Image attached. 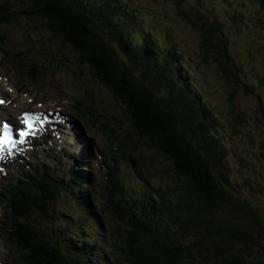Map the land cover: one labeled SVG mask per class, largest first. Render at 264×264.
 Returning <instances> with one entry per match:
<instances>
[{
    "label": "trees",
    "instance_id": "16d2710c",
    "mask_svg": "<svg viewBox=\"0 0 264 264\" xmlns=\"http://www.w3.org/2000/svg\"><path fill=\"white\" fill-rule=\"evenodd\" d=\"M19 1L16 11L6 16L34 19L50 36L64 46L69 45L77 64L85 66L89 75L101 81L100 85L119 105L120 113L116 112L115 118L122 133L113 142L118 150L109 148L113 160L135 158L150 168L157 181L158 169L167 181L158 184L157 204L161 208L152 204L156 214L138 213L123 201L118 203L121 178L124 181L128 172L116 166L120 170L100 176L98 184L107 201V210H103L115 221L116 235H120L123 245L107 250L103 259L77 258L81 254L71 252L78 245L67 236L56 239L55 224H42L39 220L40 216L46 218L47 208L36 215L33 223L26 221L29 261L33 264H253L264 261V221L245 201L241 190L253 183L243 171L247 164L254 163L251 169L255 172L264 162L258 152V147H264V140L257 144L251 142L252 150L242 149L240 140L238 144L235 140L237 135H242L241 126L246 128L247 136H252L255 132L250 126L252 119L260 125L258 129L264 139V97L261 96L264 75L254 72L250 76L257 84L244 80L248 72L243 70L242 60L235 53L236 44L211 12H206L207 8L200 11L195 6L184 8L180 4L184 19L191 20L202 40L200 55L204 62L200 65L203 68H199L194 79L204 81L212 68L224 83L223 87L230 91V97L222 103L223 110L219 111L205 102L192 82H187L190 79L180 65L182 55L177 44H172L174 51L168 53L143 28L141 37H130L117 28L108 9L93 10V4L101 0ZM257 1L263 16L252 21L264 40V0ZM241 24L239 34H243ZM258 47L254 59L264 61V42ZM236 94L250 101L251 109L257 114L241 107L234 97ZM223 132L235 134L232 151L223 141ZM75 169L73 166L69 172ZM81 174L78 170L71 175L77 180ZM44 193L49 195L47 190ZM170 194L174 204L167 208L163 202ZM37 210L34 206L31 212ZM27 216L28 213L22 214L23 218Z\"/></svg>",
    "mask_w": 264,
    "mask_h": 264
},
{
    "label": "rangeland",
    "instance_id": "374dc122",
    "mask_svg": "<svg viewBox=\"0 0 264 264\" xmlns=\"http://www.w3.org/2000/svg\"><path fill=\"white\" fill-rule=\"evenodd\" d=\"M122 1L130 3L129 6L135 9L136 14L141 19V25L148 29L149 32H152L159 46L167 49L171 48L172 44H177L182 52V63L186 62L189 71L194 70L192 66H198L204 62L200 55L202 40L199 30L193 27L191 20L184 19L183 14L180 12V4L184 8L185 6L187 8L195 6L200 11L207 8L206 12H211L214 19L221 24L225 33L229 35L230 40L236 44L234 47L235 53L242 60L243 70L250 73V75L246 73L244 80L257 84L258 82H256L255 78L252 80V74L254 76V72H257L259 75H264V61L254 59L256 58L255 55H258V45L264 42L260 38L261 34L253 26L254 22L252 21L263 16L261 14L263 9L257 0ZM19 2H17L16 6ZM238 11L241 13H238ZM240 23H242L241 31L243 34H239ZM4 24L3 26L0 25V48L3 46L9 48V45L15 48L13 50L15 52H11V61L13 60V63L9 59L4 58L10 62L12 68L17 69V74L13 75L12 79L19 89L38 94L39 100L44 98L51 101L76 102L83 112L84 110L88 112L95 123L98 120H106L100 123L106 129L105 134H108L112 139L119 137L122 130L116 123L115 118L116 112L120 113L119 105L110 98V93L100 85L99 82L101 81L98 82L91 74L89 75L85 66L82 67L77 64L69 49V45L64 46L60 40L50 36L39 22L26 16L15 17L10 23ZM128 29L130 32L132 31L130 24ZM169 34L173 37H170ZM237 34L239 35L236 36ZM3 49L5 50L6 48ZM1 55L4 56L3 54ZM186 58L189 61H186ZM253 60L254 65L253 63L251 64ZM210 69L204 76L203 83L193 77L190 78V81L193 84L195 83L197 89L202 84L203 88L210 92V96L205 102L216 107L218 111L223 110L222 103L230 97V91L228 88L223 87L224 83L218 80L219 76L216 75L212 68ZM194 71L197 72V70ZM200 92L204 96L203 91L200 90ZM89 93L93 97L85 96ZM261 96L264 97V92ZM234 97L237 99L236 102L241 104V107H244L253 115L257 114V111H254L255 109H251L250 101H245L243 97H240V94H236ZM245 113L247 114L246 111ZM221 118L219 116V119ZM244 119L246 117H243ZM250 126L255 131L252 136H247L244 132L246 128H242V126L239 128V131H242V135L239 133L240 135H237V137L234 136V132L231 135L227 132L221 134L224 143L231 146L230 151L234 149L232 147L235 142L233 137L236 138L237 144V141L240 140L239 144L242 149H251L249 148L251 142H256V144L263 142L264 139H261L262 131L258 129L260 125L252 119ZM100 129L103 130L101 127ZM258 148V152L261 153V157L264 159V147ZM233 151L235 152V150ZM60 162H63V160ZM253 165L254 163L252 165L248 163L246 168L243 169L245 176H248L253 183L250 185L251 187L244 186L241 190L245 193V201L250 203L251 208L264 221V162H261V168L257 166V171L255 172L251 169ZM62 167H65V163L60 164V168ZM157 172L165 177L159 169ZM130 188L131 186L127 185L126 189L128 191ZM253 189L254 191H251ZM5 204H7V201ZM11 216L10 211L6 207L0 208V259L4 264H25V250L22 251L12 244L9 229Z\"/></svg>",
    "mask_w": 264,
    "mask_h": 264
},
{
    "label": "snow or ice",
    "instance_id": "6c2138e0",
    "mask_svg": "<svg viewBox=\"0 0 264 264\" xmlns=\"http://www.w3.org/2000/svg\"><path fill=\"white\" fill-rule=\"evenodd\" d=\"M32 120H33L32 117L28 116L27 114L25 115L24 123L27 124L29 128L32 127ZM26 135H28V133L26 132L21 133V136H26ZM21 143H23V141H21ZM11 144L12 141L7 135V125H5V136L0 137V152H4L5 147ZM0 159H2V157H0Z\"/></svg>",
    "mask_w": 264,
    "mask_h": 264
},
{
    "label": "bare ground",
    "instance_id": "6f19581e",
    "mask_svg": "<svg viewBox=\"0 0 264 264\" xmlns=\"http://www.w3.org/2000/svg\"><path fill=\"white\" fill-rule=\"evenodd\" d=\"M15 49V48H14ZM188 76V75H187ZM183 79H184V81H185V75H183ZM187 82H192V81H187ZM0 111H7L6 109H4V110H0ZM2 119L0 118V121H1ZM218 124V123H217ZM68 168H70V166H68ZM93 168H94V166H93ZM136 172H134V174H135ZM35 174H37V173H35ZM105 210H107V207L105 206V205H101ZM90 214H95L94 213V211H92V210H89L88 211ZM161 233V232H160ZM100 234V233H99ZM27 264H33L32 262H27Z\"/></svg>",
    "mask_w": 264,
    "mask_h": 264
},
{
    "label": "water",
    "instance_id": "95a60500",
    "mask_svg": "<svg viewBox=\"0 0 264 264\" xmlns=\"http://www.w3.org/2000/svg\"><path fill=\"white\" fill-rule=\"evenodd\" d=\"M253 264H264V261H256V262H253Z\"/></svg>",
    "mask_w": 264,
    "mask_h": 264
}]
</instances>
